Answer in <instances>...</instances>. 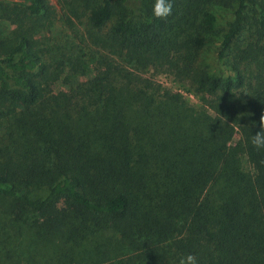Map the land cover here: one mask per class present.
<instances>
[{
  "label": "trees",
  "instance_id": "obj_1",
  "mask_svg": "<svg viewBox=\"0 0 264 264\" xmlns=\"http://www.w3.org/2000/svg\"><path fill=\"white\" fill-rule=\"evenodd\" d=\"M58 2L86 18L93 45L80 60L91 76L55 90L61 64L32 37L46 0H0L19 25L0 38V200L12 201L0 264H31L16 238L32 223L63 251L101 238L119 264H264V149L250 142L264 112V0H171L165 19L154 0ZM158 73L208 96L202 107Z\"/></svg>",
  "mask_w": 264,
  "mask_h": 264
},
{
  "label": "rangeland",
  "instance_id": "obj_2",
  "mask_svg": "<svg viewBox=\"0 0 264 264\" xmlns=\"http://www.w3.org/2000/svg\"><path fill=\"white\" fill-rule=\"evenodd\" d=\"M46 2L49 8L42 17L38 18L39 23L32 33L35 40V50L43 61H58L61 64V79L55 83L54 89H68L75 81L82 82L91 76L88 70L84 68V62H80V60L84 58L87 47L93 44L87 39L86 18L84 16L70 18L58 0H46ZM219 12L222 19L230 16V12L224 9ZM221 23L223 24V22ZM27 24H30V21H27ZM18 28V22L14 17L9 19L0 17L1 39L15 36ZM248 34V32L243 34L242 39L244 41L248 38ZM5 51L6 47L1 46L0 53H5ZM70 54L74 55L73 68L70 67L71 64L67 60ZM152 73V70H148L144 72V75H151ZM154 79L161 83L164 88L181 95L187 105L195 107L196 110L202 107L205 94L187 91L184 85L175 82L171 75L158 73L154 75ZM237 135L238 133H235V138ZM11 204L10 199L0 200V217L12 218L10 214ZM35 217L32 213L27 215V226ZM25 231L23 236L16 238V241L24 244L23 247L26 251H22V256L25 259L31 257V264H97L93 262L97 259L100 261L99 264H116L119 261V259L114 258L113 252L103 253V240L101 238H93L94 240L85 241L79 245L77 243L73 247L67 245V250L63 251L60 242L56 239L34 238L33 235L38 231L35 223H32V226ZM19 247L21 249V245Z\"/></svg>",
  "mask_w": 264,
  "mask_h": 264
},
{
  "label": "clouds",
  "instance_id": "obj_3",
  "mask_svg": "<svg viewBox=\"0 0 264 264\" xmlns=\"http://www.w3.org/2000/svg\"><path fill=\"white\" fill-rule=\"evenodd\" d=\"M172 14V2L171 0H154L152 15L158 19H165ZM255 124V122H253ZM252 146L261 150L264 149V112L259 117V131H257L251 137ZM179 264H198L197 258L188 254L187 256L181 257Z\"/></svg>",
  "mask_w": 264,
  "mask_h": 264
}]
</instances>
